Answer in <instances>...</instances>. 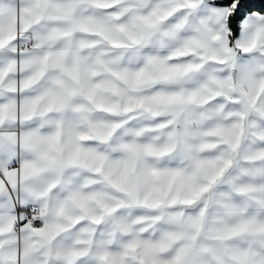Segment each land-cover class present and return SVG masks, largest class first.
Listing matches in <instances>:
<instances>
[{
  "label": "snow or ice",
  "instance_id": "snow-or-ice-1",
  "mask_svg": "<svg viewBox=\"0 0 264 264\" xmlns=\"http://www.w3.org/2000/svg\"><path fill=\"white\" fill-rule=\"evenodd\" d=\"M0 264H264V0H0Z\"/></svg>",
  "mask_w": 264,
  "mask_h": 264
}]
</instances>
